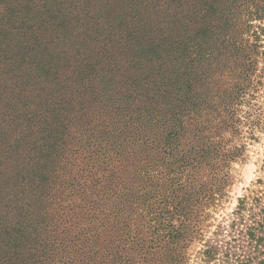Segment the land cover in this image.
<instances>
[{
  "label": "trees",
  "instance_id": "1",
  "mask_svg": "<svg viewBox=\"0 0 264 264\" xmlns=\"http://www.w3.org/2000/svg\"><path fill=\"white\" fill-rule=\"evenodd\" d=\"M253 20L261 0H0V264H187L264 129ZM81 133L108 149L73 173ZM245 235L264 264V208Z\"/></svg>",
  "mask_w": 264,
  "mask_h": 264
},
{
  "label": "rangeland",
  "instance_id": "2",
  "mask_svg": "<svg viewBox=\"0 0 264 264\" xmlns=\"http://www.w3.org/2000/svg\"><path fill=\"white\" fill-rule=\"evenodd\" d=\"M263 102L264 98H257V105H261L262 108H264ZM80 137L81 140L72 149L66 151L67 160L73 159L72 163L74 162L73 173H77L81 167L92 163L96 158H100L102 156L100 152L108 149L105 142L95 139L91 133H81ZM244 142L246 144L244 159L231 164V184L227 187L224 198L211 212L210 226L206 228L203 239L191 246L187 264H226L227 260L231 261L235 258V254L245 258L250 255L254 257L251 264L257 263V257L260 255L253 248V244L247 241L245 232L264 208V194H262L264 193V129L258 130L254 133L253 139L247 138ZM75 148H78L77 151ZM29 151L33 152L32 149H28L27 152ZM72 178L69 173L67 182H71ZM256 190L260 192L257 193ZM252 197L260 198L253 200ZM240 198H245L246 204L238 210ZM73 199L69 197L67 200L73 201ZM206 244L213 246L218 252L212 262H205L202 258L201 251L206 248Z\"/></svg>",
  "mask_w": 264,
  "mask_h": 264
},
{
  "label": "clouds",
  "instance_id": "3",
  "mask_svg": "<svg viewBox=\"0 0 264 264\" xmlns=\"http://www.w3.org/2000/svg\"><path fill=\"white\" fill-rule=\"evenodd\" d=\"M262 3H264V0H261ZM253 23H261V21H256L253 20ZM261 26H264V23H261ZM246 35V34H245ZM228 37L226 36L225 39ZM250 39V37H249ZM187 176V174H186ZM179 195V193H177ZM169 209H171V205L169 204ZM153 227L156 226L155 221L152 222ZM171 224L174 225L175 227H179V218H172L171 219ZM166 230L165 229H159V234L164 235L165 240H167V236L165 235Z\"/></svg>",
  "mask_w": 264,
  "mask_h": 264
}]
</instances>
